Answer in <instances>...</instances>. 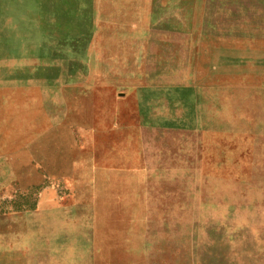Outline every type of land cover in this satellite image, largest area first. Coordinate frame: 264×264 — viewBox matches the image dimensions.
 Instances as JSON below:
<instances>
[{"label":"rangeland","instance_id":"374dc122","mask_svg":"<svg viewBox=\"0 0 264 264\" xmlns=\"http://www.w3.org/2000/svg\"><path fill=\"white\" fill-rule=\"evenodd\" d=\"M0 116V264H264V0H0Z\"/></svg>","mask_w":264,"mask_h":264},{"label":"crops","instance_id":"0c3cea01","mask_svg":"<svg viewBox=\"0 0 264 264\" xmlns=\"http://www.w3.org/2000/svg\"><path fill=\"white\" fill-rule=\"evenodd\" d=\"M215 58H216V56H215ZM217 59H219V61L221 60L220 55H219V57L214 59L215 65H217ZM52 117H53V119H52ZM52 117H50V116H42L41 117V119L46 121L47 124L49 121H53V123L48 125L46 133L43 137V140L40 142V146H42V150L43 149L44 150L41 151V157H39V158L37 157L38 159H40L39 162L42 163L39 165V167L46 168V169L72 168L73 163L72 164L71 163L70 164H64V163H66V161H68V160H66V158L63 155V145H64V142H63V120H64V118H63V116H52ZM74 117L77 119L78 116H74ZM2 119H5V116H0V120H2ZM8 120H9V117H7L6 120H4V122L2 124H0V134H1V131L8 130V127H7ZM78 127L79 126L77 123L74 124V130H73V126L70 127L71 134L75 138V152L76 153H78V151H79V143H78V133H79L78 130H79V128ZM70 150H72V149H70ZM77 162H78V157L76 156L74 163H77ZM71 197H74V195L68 194L66 196H63L61 194H56V195H54V200L52 199L53 205L56 208V210H51V209L49 210V209L45 208L42 211L44 213H48V214L55 211L54 214L60 213V215H62V218L64 217V215L66 213V215H65L66 219H70L71 215H72V209L75 206V205L69 203L71 200Z\"/></svg>","mask_w":264,"mask_h":264},{"label":"bare ground","instance_id":"6f19581e","mask_svg":"<svg viewBox=\"0 0 264 264\" xmlns=\"http://www.w3.org/2000/svg\"><path fill=\"white\" fill-rule=\"evenodd\" d=\"M49 1V0H48ZM52 2V1H51ZM52 4H54V2L52 3ZM48 6V5H47ZM52 7V6H51ZM57 9V8H56ZM52 10H54V9H52ZM57 16V15H56ZM58 17V16H57ZM52 24V23H51ZM61 29V28H60ZM58 30V29H57ZM66 31V30H65ZM48 32V31H47ZM50 35V34H49ZM54 35V34H53ZM56 36V35H55ZM57 37V36H56ZM59 39V38H58ZM52 40H54V39H52ZM55 41H53V43H54Z\"/></svg>","mask_w":264,"mask_h":264}]
</instances>
